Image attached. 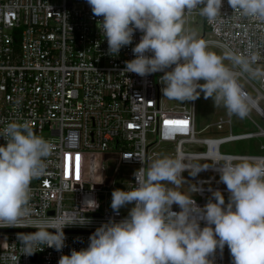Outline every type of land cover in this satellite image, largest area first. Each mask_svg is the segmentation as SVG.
Here are the masks:
<instances>
[{"label": "built area", "instance_id": "obj_1", "mask_svg": "<svg viewBox=\"0 0 264 264\" xmlns=\"http://www.w3.org/2000/svg\"><path fill=\"white\" fill-rule=\"evenodd\" d=\"M220 13L215 25L201 16L199 9L186 17L202 18L205 33L213 38L209 46L221 52H244L251 46L261 54L253 67L264 66V20L243 16L228 0H223ZM102 19L93 15L87 0H0V128L13 120L27 121L52 146L44 174L31 182L30 215L15 225L0 223V264H16L13 257L17 264H58L61 255L87 247L89 236L102 223L128 215L130 205L118 214L113 212L111 193L118 188L132 189L133 173L142 166L140 161L145 167L149 164L155 146L172 145V156L182 152L192 164L208 166L193 178H188V171L182 173L184 184L199 189L193 195L201 207L211 196L209 189H219L225 200L228 198L226 185L220 182V165L212 164L214 157L264 158L220 151L229 143L264 139V129L249 116L256 128L252 133L233 135L231 121L219 118L213 127L218 132L227 127V136L196 137L195 101H188V108H166L159 82L162 72L146 77L124 73L125 62L134 58L132 48L142 33L137 31L133 44L123 47L119 55H109L99 30ZM215 27L220 28L219 34ZM240 79L254 93L251 111L264 124V111L258 105L264 103V78H258V88L244 75ZM166 121H186L187 125L171 126ZM107 158L131 172L127 183L114 185L98 179L95 173ZM93 200L98 207L89 202ZM173 210L179 208L173 205ZM65 214L84 217L87 223L63 229L62 250L34 242L35 252L23 254L24 241L37 232L39 222ZM47 230L54 231L51 227ZM229 256L225 246L222 254L217 250L210 259L214 264H230Z\"/></svg>", "mask_w": 264, "mask_h": 264}, {"label": "clouds", "instance_id": "obj_2", "mask_svg": "<svg viewBox=\"0 0 264 264\" xmlns=\"http://www.w3.org/2000/svg\"><path fill=\"white\" fill-rule=\"evenodd\" d=\"M94 16L103 17L100 31L108 54L133 44L134 58L125 62L124 73L146 77L162 72L163 96L179 102L195 101L203 94L229 116L245 119L253 101L242 89L240 76L264 78V68L253 67L261 54L251 46L244 52L210 49L208 41L185 29V17L199 9L210 24L221 17L223 0H87ZM243 16L264 20V0H228ZM214 31L219 34L220 28ZM230 61V65L225 64ZM171 69V70H167ZM234 69H239L235 71ZM202 81V83H201ZM0 223L15 225L30 215L31 182L44 174L51 144L37 135L27 121H10L0 128ZM134 173L131 190L114 189L111 209L126 206L128 215L109 219L89 236L87 247L61 255L58 264H214L217 250L230 251L231 264H264V158L225 156L219 164L220 182L226 185L227 202L219 190L201 207L193 194L178 190L185 171L196 176L207 167L192 164L179 152L153 159ZM95 203L96 201H89ZM173 205L179 211L173 210ZM95 207V208H96ZM94 208V209H95ZM203 222V227L201 223ZM87 223L73 214L39 222L37 232L24 241L23 254L31 255L34 242L46 243L57 251L65 247L63 229ZM51 227L54 231L49 232ZM14 261L18 259L12 258Z\"/></svg>", "mask_w": 264, "mask_h": 264}, {"label": "rangeland", "instance_id": "obj_3", "mask_svg": "<svg viewBox=\"0 0 264 264\" xmlns=\"http://www.w3.org/2000/svg\"><path fill=\"white\" fill-rule=\"evenodd\" d=\"M185 29L190 32H194L198 38H203L206 41H210L213 39L207 32L205 33V27L203 25V20L200 16L194 15L185 17ZM205 33V34H204ZM210 49L217 52V54H221L222 52L210 46ZM225 64L230 65V61L225 60ZM257 67V66H256ZM264 68V66H259ZM235 71H239V69H234ZM255 87H259V79L251 78L248 74H243ZM242 89H244L247 94L254 99L255 95L251 91L250 87L247 86L242 79H239ZM202 83V81H201ZM163 105L166 108H175V107H189V103L187 102H179L176 100L169 99L165 97L162 101ZM259 107L264 111V103L260 101L258 103ZM230 119L232 122L231 133L233 135L238 134H246L252 133L256 131L253 123L248 119H239L236 116H229L227 114L226 109L223 106H216L211 98L205 99L203 94H201L200 98L195 100V130L198 133L196 137L199 138H220L227 136L229 134L228 128H224L223 131H216L213 125L219 119ZM249 118L256 122L260 127L264 129V124L260 121V119L250 111ZM148 141L152 142L151 137H147ZM260 146L264 147V139L258 140H249L243 142H235L229 143L221 147L222 154H231V155H264V151H260ZM175 147L168 144H161L152 148V154L155 156L153 159L158 158L160 156L174 155ZM188 151L196 152L193 149H188ZM152 159V160H153ZM151 160V161H152ZM150 161V162H151ZM149 162V163H150ZM103 168L98 169L95 175L99 180H102L103 183L111 181L114 185H119L121 182L127 183V176L131 173L126 167L119 165L112 158H107L102 163ZM185 178H187L185 176ZM188 178H193L189 176ZM185 194L190 193V186L187 184H183L180 189H178ZM193 198L196 200L195 196ZM227 202V200H226Z\"/></svg>", "mask_w": 264, "mask_h": 264}, {"label": "snow or ice", "instance_id": "obj_4", "mask_svg": "<svg viewBox=\"0 0 264 264\" xmlns=\"http://www.w3.org/2000/svg\"><path fill=\"white\" fill-rule=\"evenodd\" d=\"M167 125L185 127L187 125L186 121H166Z\"/></svg>", "mask_w": 264, "mask_h": 264}, {"label": "water", "instance_id": "obj_5", "mask_svg": "<svg viewBox=\"0 0 264 264\" xmlns=\"http://www.w3.org/2000/svg\"><path fill=\"white\" fill-rule=\"evenodd\" d=\"M25 233H30V231H27ZM70 234H74V235H80V234H84V233H81V232H71ZM92 234V233H91Z\"/></svg>", "mask_w": 264, "mask_h": 264}, {"label": "trees", "instance_id": "obj_6", "mask_svg": "<svg viewBox=\"0 0 264 264\" xmlns=\"http://www.w3.org/2000/svg\"><path fill=\"white\" fill-rule=\"evenodd\" d=\"M228 260H229V263L231 264V261H232L231 255L229 256Z\"/></svg>", "mask_w": 264, "mask_h": 264}, {"label": "crops", "instance_id": "obj_7", "mask_svg": "<svg viewBox=\"0 0 264 264\" xmlns=\"http://www.w3.org/2000/svg\"><path fill=\"white\" fill-rule=\"evenodd\" d=\"M230 120V119H229ZM231 121V120H230ZM217 122V121H216ZM231 127H232V122H231ZM225 128H227V127H225Z\"/></svg>", "mask_w": 264, "mask_h": 264}]
</instances>
